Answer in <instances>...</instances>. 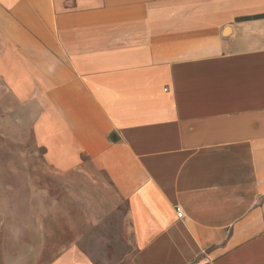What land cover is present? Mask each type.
I'll return each mask as SVG.
<instances>
[{"label": "crops", "instance_id": "crops-1", "mask_svg": "<svg viewBox=\"0 0 264 264\" xmlns=\"http://www.w3.org/2000/svg\"><path fill=\"white\" fill-rule=\"evenodd\" d=\"M0 92V264H264V0H0Z\"/></svg>", "mask_w": 264, "mask_h": 264}, {"label": "rangeland", "instance_id": "rangeland-1", "mask_svg": "<svg viewBox=\"0 0 264 264\" xmlns=\"http://www.w3.org/2000/svg\"><path fill=\"white\" fill-rule=\"evenodd\" d=\"M1 97V92H0ZM3 108L0 106V130H1V118H2ZM16 151L17 149L13 146L4 148L2 146V139L0 136V213L2 210L6 211H16L18 210V202H20V197L23 196H32L34 195V189L26 185L25 172L23 161L21 162L23 168L21 171L15 173L12 171V168H8V165L11 163L14 167L15 162H20L17 154H10V151ZM20 164V166H22ZM42 179L43 188L41 192L45 194L48 191V187L44 188V185H47L49 177L45 176ZM27 180V179H26ZM47 182H46V181ZM18 185V186H17ZM48 186V185H47Z\"/></svg>", "mask_w": 264, "mask_h": 264}, {"label": "built area", "instance_id": "built-area-1", "mask_svg": "<svg viewBox=\"0 0 264 264\" xmlns=\"http://www.w3.org/2000/svg\"><path fill=\"white\" fill-rule=\"evenodd\" d=\"M179 215L182 216V212H179Z\"/></svg>", "mask_w": 264, "mask_h": 264}]
</instances>
